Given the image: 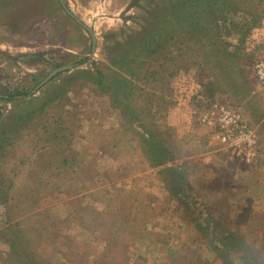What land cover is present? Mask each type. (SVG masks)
I'll return each mask as SVG.
<instances>
[{
	"label": "rangeland",
	"instance_id": "rangeland-1",
	"mask_svg": "<svg viewBox=\"0 0 264 264\" xmlns=\"http://www.w3.org/2000/svg\"><path fill=\"white\" fill-rule=\"evenodd\" d=\"M61 2L0 0V264H264V0Z\"/></svg>",
	"mask_w": 264,
	"mask_h": 264
},
{
	"label": "built area",
	"instance_id": "built-area-1",
	"mask_svg": "<svg viewBox=\"0 0 264 264\" xmlns=\"http://www.w3.org/2000/svg\"><path fill=\"white\" fill-rule=\"evenodd\" d=\"M254 73L259 84L264 88V62H257L254 65ZM217 118V124L220 127L218 137L223 142L233 144H252L253 138L249 129L244 125H239L237 117L223 108L217 106H209V111L201 116V122L210 125Z\"/></svg>",
	"mask_w": 264,
	"mask_h": 264
},
{
	"label": "trees",
	"instance_id": "trees-1",
	"mask_svg": "<svg viewBox=\"0 0 264 264\" xmlns=\"http://www.w3.org/2000/svg\"><path fill=\"white\" fill-rule=\"evenodd\" d=\"M156 35L154 34V33H150L149 34V38L153 41V40H155L156 39ZM146 46V44H142V46H140V47H145ZM135 48L136 47H133L132 48V52L135 50ZM144 54H146V55H150V53H151V50H146L145 51V48H144V52H143ZM152 54H154V51H152ZM101 78H100V76L98 75V77H96V78H94L93 80H92V83L97 87V85L98 86H101V87H103L104 86V84H99V82H101V80H100ZM112 84L113 83H106L105 84V88H107V89H109V88H111L112 87ZM116 84H118V83H115V85ZM114 85V84H113ZM115 93H117L116 91H115ZM15 95H22V94H18V93H16ZM208 99H210V98H200L199 99V102H198V104H199V106L202 108V104L205 106V105H207L208 104V102H209V100ZM198 104H197V106H198ZM119 107V106H118ZM122 108H124L125 110H130V108H127V106H122ZM200 108V109H201ZM167 155H168V152H167V148L163 145V144H160V143H157V144H154V145H152V147L150 146L149 147V149L148 150H146V158H147V161H150L151 162V164L153 165V164H158V165H160V164H162L164 161H165V159L167 158ZM12 237H14V236H12ZM14 251V250H13Z\"/></svg>",
	"mask_w": 264,
	"mask_h": 264
},
{
	"label": "water",
	"instance_id": "water-1",
	"mask_svg": "<svg viewBox=\"0 0 264 264\" xmlns=\"http://www.w3.org/2000/svg\"><path fill=\"white\" fill-rule=\"evenodd\" d=\"M59 2H60V4L62 5V7H63V4H62V2H61V0H59ZM64 8V7H63ZM64 10H65V12L71 17V18H73L72 16H71V14L64 8ZM75 22L76 23H79L77 20H75ZM87 30V32L89 33V35L91 36V39H92V47H94V39H93V34H92V32L90 31V30H88V29H86ZM93 49V48H92ZM72 69V66H67V67H62V68H59V69H57V70H55V71H53L51 74H49V76L44 80V82L41 84V85H44V84H46L47 82H49L53 77H55L57 74H60V73H62V72H66V71H68V70H71Z\"/></svg>",
	"mask_w": 264,
	"mask_h": 264
},
{
	"label": "crops",
	"instance_id": "crops-1",
	"mask_svg": "<svg viewBox=\"0 0 264 264\" xmlns=\"http://www.w3.org/2000/svg\"><path fill=\"white\" fill-rule=\"evenodd\" d=\"M198 111V110H197Z\"/></svg>",
	"mask_w": 264,
	"mask_h": 264
}]
</instances>
